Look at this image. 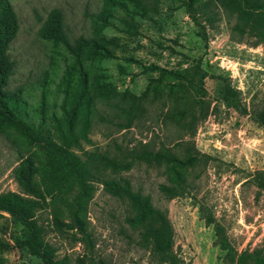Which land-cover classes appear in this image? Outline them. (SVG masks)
Instances as JSON below:
<instances>
[{
  "label": "rangeland",
  "instance_id": "374dc122",
  "mask_svg": "<svg viewBox=\"0 0 264 264\" xmlns=\"http://www.w3.org/2000/svg\"><path fill=\"white\" fill-rule=\"evenodd\" d=\"M186 1L160 0L156 12L131 19L113 18L110 25L99 29L95 20L103 9L110 8L106 0H9L18 30L7 51L13 61L7 87L21 89L29 111L38 104L43 91L48 110L58 113V84L71 61L60 45L38 35L53 8L61 11L70 40L96 32L114 38L117 46L113 56L97 61L93 71L117 92L140 94L149 79L158 76L157 71L146 69L150 64L180 70L199 61L207 74L203 87L208 109L198 120L186 116L177 121L166 113L174 108L172 99L165 94L148 95L142 114L121 128L118 122H124V116L114 113L109 103L115 99H95L98 113L105 119L93 116L85 137L72 148L81 160L94 157L90 164H99L103 156L116 162L115 168L98 170L85 202V219L95 251L111 264H146L147 251L129 242L123 221L127 204L104 190L103 179L128 180L133 190L147 195L164 212L172 227L173 247L185 264H231L214 244L212 226L200 218L199 206L207 207L223 226L237 253L256 248L264 252V191L257 193L246 181L255 170L264 172V129L250 114H239L227 106L220 95L226 81L239 90L247 110L264 107V42L253 44L252 39L231 35L234 18L223 11L210 27L196 13L204 25L202 33L187 15ZM90 82L95 85L94 80ZM96 90L100 91L92 87L91 92ZM185 98L188 108L191 98ZM30 119L36 122L34 116ZM166 149L181 161L179 168L185 180L183 193L171 198L160 190L168 178L164 165L137 160L131 153ZM29 150L32 148L21 149L13 136L0 133V193L19 191L12 169ZM35 216L55 254L73 262L82 248L72 230L64 225L57 229L44 208ZM21 233V225L0 211V243H5L0 244V257L9 263L42 264L17 245Z\"/></svg>",
  "mask_w": 264,
  "mask_h": 264
},
{
  "label": "trees",
  "instance_id": "16d2710c",
  "mask_svg": "<svg viewBox=\"0 0 264 264\" xmlns=\"http://www.w3.org/2000/svg\"><path fill=\"white\" fill-rule=\"evenodd\" d=\"M106 2L110 8L103 9L95 20L99 29L110 25L113 18L131 19L134 15L145 16L156 12L160 0ZM184 4L187 15L201 28L202 33L203 24L212 26L219 12L223 11L234 18L229 28L231 35L252 39L253 44L264 42V0H187ZM120 13L122 17L117 16ZM196 13L201 16L203 24L196 18ZM17 30V17L9 0H0V133L13 136L21 149L32 148L13 167L12 175L19 191L0 193V211L8 213L21 225L22 233L17 245L37 257L42 264H111L95 251L94 239L85 219V202L91 191V182L97 179L98 170L115 168L116 162L103 156L99 164H90L89 160H95L94 157L81 160L72 148L85 137L93 116L105 119L98 113L95 99L101 98L105 102L115 99L109 103L114 113L124 116V122H118L121 128L128 127L133 119L142 114L148 95L156 97L165 94L172 99L174 108H168L166 113L177 121L186 116L198 120L206 115L208 109L203 87L207 74L199 61L180 70H167L150 64L146 69L157 71L158 76L150 78L149 85L140 94L117 92L93 71L97 61L113 56V49L117 46L114 38L96 32L91 37L80 35L70 40L63 27L61 11L53 8L42 21L38 35L45 41L60 45L71 61L65 65L58 84L61 94L57 104L58 113L48 110L43 91L38 104L29 111V104L21 89L11 90L7 87L13 68L7 51ZM92 80L95 85H91ZM92 87L100 91L91 92ZM220 95L227 106L239 114H250L253 121L264 129V107L247 110L241 104L239 90L226 81ZM186 96L191 98L188 108L185 105ZM31 116L36 118V122L30 119ZM131 153L137 160L164 165L168 178L166 184L160 185V190L167 198L183 193L185 180L179 168L181 161L172 152L166 149ZM196 155L192 156L195 158ZM246 181L252 183L257 193L264 191L263 171L255 170ZM101 183L106 192L126 202L123 221L129 230L127 237L136 248L147 251L146 264H185L173 247V232L168 218L147 195L133 190L126 179H103ZM41 208L47 210L57 229H61L62 225L68 227L81 244V253L73 262L65 256L58 257L46 240L44 226L35 216V212ZM198 211L204 224L212 226L214 244L224 251L225 260L231 264H264L261 249L237 253L229 243L223 226L215 220L210 210L199 206ZM0 264L15 263L6 262L0 257Z\"/></svg>",
  "mask_w": 264,
  "mask_h": 264
}]
</instances>
